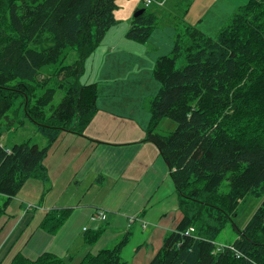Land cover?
<instances>
[{
    "label": "trees",
    "instance_id": "16d2710c",
    "mask_svg": "<svg viewBox=\"0 0 264 264\" xmlns=\"http://www.w3.org/2000/svg\"><path fill=\"white\" fill-rule=\"evenodd\" d=\"M117 1L0 0V194L7 197L0 205V244L15 217L8 213L11 200L31 179L47 184L49 149L63 132L84 135L98 111V86L82 82L81 75L117 24ZM144 9L127 34L139 42L157 24L149 6ZM71 50L77 58L67 63ZM181 57L185 64L179 67ZM154 76L160 88L147 102V140L168 164L182 218L149 264H264V201L231 245L217 250L214 243L237 215L238 203L264 196V0L239 6L215 36L183 26L172 54L157 60ZM58 89L65 94L54 105ZM19 97L47 145L31 139L3 144ZM164 119L175 126L167 134L160 132ZM224 180L227 192L220 190ZM70 210H50L40 227L57 234ZM106 227L87 231L86 242H98ZM130 234L81 259L54 252L33 259L18 251L4 263L12 247L0 264H129L124 249Z\"/></svg>",
    "mask_w": 264,
    "mask_h": 264
},
{
    "label": "crops",
    "instance_id": "0c3cea01",
    "mask_svg": "<svg viewBox=\"0 0 264 264\" xmlns=\"http://www.w3.org/2000/svg\"><path fill=\"white\" fill-rule=\"evenodd\" d=\"M223 8L224 5L215 6L214 10L218 13ZM121 32L120 27L110 28L111 37ZM107 35L93 53L96 58L119 53L116 42ZM150 77L151 72L147 76L141 69L140 73L111 79L110 85H107L109 88L104 91L105 96H98V111L84 135L63 132L64 144L60 152H56L55 144L51 148L52 153L50 150L45 159V164L53 159L49 165L48 162L46 164L52 186L49 190L74 185L78 198L82 195L85 202L81 200L76 205L72 202L75 194L65 193L69 194L71 202L64 206L58 202L49 206L50 198L46 197L43 212L35 213L34 210L26 213L24 209L27 204H21L23 208L20 214L11 219L12 224L0 244V249L3 247L0 261L12 247L7 258L20 251L33 259L44 252L81 259L88 252L113 247L131 232V242L124 249V257L129 264H133L134 256L143 244L153 243L156 251V245L164 241L167 233L175 230L182 218L178 206L179 195L162 153L155 143L147 140L146 129L151 114L145 109L143 99L156 94L160 88V83ZM105 79L108 81L107 77ZM72 148H78V151L69 152ZM71 167L75 168L72 174ZM65 171L67 174H64ZM60 208H70L71 212L60 231L49 234L40 227V223L50 210ZM101 210L107 212V219L92 220L93 215ZM123 213L127 214L124 215L127 221ZM132 216L141 220L129 224ZM33 221L36 225L28 230ZM105 225L107 227L101 235L100 245L90 249L91 244L86 242L85 233ZM13 237L15 240L9 246ZM148 240L157 242L148 243ZM84 250L87 251L85 254H76Z\"/></svg>",
    "mask_w": 264,
    "mask_h": 264
},
{
    "label": "rangeland",
    "instance_id": "374dc122",
    "mask_svg": "<svg viewBox=\"0 0 264 264\" xmlns=\"http://www.w3.org/2000/svg\"><path fill=\"white\" fill-rule=\"evenodd\" d=\"M248 1L249 0H155L154 3L149 6L148 10L154 12L157 16V24L153 29L149 39L145 42H139L137 40L129 38L127 34L132 25L133 16L135 15L137 9L144 7L143 1L118 0V8L116 9V19L118 21L117 24L112 27H120L122 29V32L118 35H115L114 37H111L109 29L107 36L109 39H112L116 42L119 53H110L108 56L102 55L98 58H96L94 54H92L86 61L85 70L81 75V80L84 83H96L98 86L99 94L103 95V97L105 96V89L109 88L107 85H110L109 82L111 79H122L130 74L133 75V73H140L141 69L145 72V74H147V76L148 73L151 72L150 79L155 80L154 69L157 60H159L161 56L172 54L177 35L179 31L182 30L183 26H193L197 29L202 30V32L215 36L223 25L230 22L236 9L239 6L246 4ZM232 4L235 6L233 7ZM223 5L224 8L222 10H220L218 13L215 12V6ZM76 58V52L74 50H71L66 62L72 63L76 60ZM183 64H185V58L181 57L178 60L177 65L180 67ZM44 74L47 73H43L41 74V76H43ZM106 77L108 78V81H106ZM54 82H56L55 78L52 79V83L50 84V86H54ZM64 94V89H58L53 100V104H59ZM156 94L150 95L149 97L143 99V105L147 111V102L149 103V100ZM21 103L22 97H19V99H17L13 108L9 112V117L11 119H14L13 127L11 129H6L5 134L2 138L3 144H5L6 146H12L14 143L16 144L27 139H31L33 143L47 145L46 143L48 142L46 137L40 134L37 131V125L32 120L27 118L23 111V106ZM22 122H24V124H22ZM174 128L175 126L173 121H171L170 119H164L160 127V132L167 134L170 131L174 130ZM61 135V137L59 136L56 143H54V145L56 144L55 149L57 148L56 152H60V148H62V144H64V134L61 133ZM77 151L78 148H72L69 152ZM51 153L52 150L50 151V154ZM52 161L53 159L46 161V164L48 162L49 165ZM70 170H72V174L73 170L75 171V168L71 167ZM64 174H67V171H65ZM31 180L32 182L30 185L29 182ZM31 180H29L25 184V186L19 192L18 196L14 197L11 200V203L8 207V213L13 214L14 216L20 214L19 212H21V204H24V202L26 204H33L35 208L32 211L35 210V213L37 211L43 212V208L45 207L47 201L46 197L50 198V202L48 203L49 206L56 204V202H58L61 206H64V204L67 202H71L69 194H75L76 197L72 202H74V204L76 205L78 204V202H81V200H83L82 195L78 198L76 192L77 188L74 185L70 186L69 188H65L66 190L61 189V187L49 190V188L52 187L49 184L50 175L47 184L44 182L42 184L40 182L41 180L38 179ZM220 190L222 192L228 191L227 180L223 181ZM65 193L69 194L65 195ZM6 199L7 197L5 195L0 194V205L3 204ZM263 201L264 196L259 197L250 195L247 196L244 201L238 203L239 206L237 215L233 218V221H229L225 225V228L221 232H219V235L214 241L217 250H223L235 241V239L239 236L238 230L245 227V225L248 223L254 212L262 204ZM83 202H85V200H83ZM122 215L123 218H126L127 221V217L124 216L127 214L123 213ZM37 219L38 216L35 217V221H37ZM35 221L30 224L31 226H29L28 230H32V228L36 225ZM9 223L10 225L12 224V222ZM14 237L9 242V246L11 245L13 240H15ZM152 241L157 242L155 240H148V243H151ZM100 242L101 240H99V242H96L95 245L91 244L90 249H93L97 245H100ZM162 245L163 241L161 244L158 243L156 245L157 249L155 251L153 243L150 245L143 244L140 247L137 255L134 256L133 264H149L154 255L160 250ZM80 252L81 251L77 252L76 254L83 255L87 251L84 250L81 253ZM95 252L97 251H94V253ZM1 258L2 254L0 252V259ZM9 259L10 257L4 263H7Z\"/></svg>",
    "mask_w": 264,
    "mask_h": 264
},
{
    "label": "built area",
    "instance_id": "2783aa9c",
    "mask_svg": "<svg viewBox=\"0 0 264 264\" xmlns=\"http://www.w3.org/2000/svg\"><path fill=\"white\" fill-rule=\"evenodd\" d=\"M143 1V4L145 6H151L155 0H142ZM34 209V205L33 204H27L26 205V208L24 209V212L26 211V213L29 211H32ZM107 218V213L104 211V210H101L100 212L98 211L97 214H94L92 219H97L98 221H102V220H105ZM141 220L140 218L138 217H135V216H132L129 218V224L131 223H135L136 221H139Z\"/></svg>",
    "mask_w": 264,
    "mask_h": 264
},
{
    "label": "water",
    "instance_id": "95a60500",
    "mask_svg": "<svg viewBox=\"0 0 264 264\" xmlns=\"http://www.w3.org/2000/svg\"><path fill=\"white\" fill-rule=\"evenodd\" d=\"M144 10H145L144 7L137 10L134 16H139L140 14H142L144 12Z\"/></svg>",
    "mask_w": 264,
    "mask_h": 264
},
{
    "label": "clouds",
    "instance_id": "9594fccd",
    "mask_svg": "<svg viewBox=\"0 0 264 264\" xmlns=\"http://www.w3.org/2000/svg\"><path fill=\"white\" fill-rule=\"evenodd\" d=\"M149 2H150V0H149Z\"/></svg>",
    "mask_w": 264,
    "mask_h": 264
}]
</instances>
